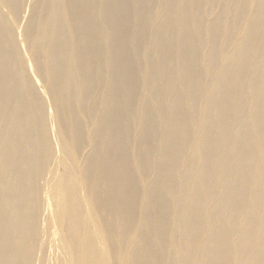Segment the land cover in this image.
<instances>
[{"label": "bare ground", "instance_id": "obj_1", "mask_svg": "<svg viewBox=\"0 0 264 264\" xmlns=\"http://www.w3.org/2000/svg\"><path fill=\"white\" fill-rule=\"evenodd\" d=\"M0 264H264V0H0Z\"/></svg>", "mask_w": 264, "mask_h": 264}]
</instances>
